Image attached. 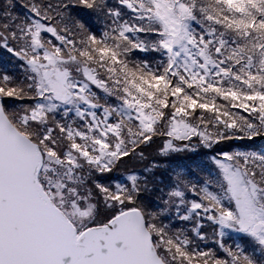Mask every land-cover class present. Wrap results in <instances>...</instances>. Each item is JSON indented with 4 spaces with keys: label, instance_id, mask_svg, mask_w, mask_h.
Segmentation results:
<instances>
[{
    "label": "snow or ice",
    "instance_id": "1",
    "mask_svg": "<svg viewBox=\"0 0 264 264\" xmlns=\"http://www.w3.org/2000/svg\"><path fill=\"white\" fill-rule=\"evenodd\" d=\"M19 7L0 0L19 68L0 66V264H264V150L220 147L264 140V0ZM156 140L165 159L207 150L216 171L197 185L177 164L148 208L157 162L111 174Z\"/></svg>",
    "mask_w": 264,
    "mask_h": 264
},
{
    "label": "rangeland",
    "instance_id": "2",
    "mask_svg": "<svg viewBox=\"0 0 264 264\" xmlns=\"http://www.w3.org/2000/svg\"><path fill=\"white\" fill-rule=\"evenodd\" d=\"M15 3V11L23 12L24 9L19 7V3H22L23 0H13ZM83 15V13L81 14ZM91 22L99 27V22L96 20L95 15L91 16ZM0 66H5L10 70L19 71L18 68V61L15 58L7 53L6 51H0ZM258 139V138H257ZM256 139V140H257ZM255 140V141H256ZM247 140L245 141H231L227 142L226 144L221 145L225 150L233 151V150H264L263 145L259 146H252L250 145ZM162 144L161 140H156L155 143L152 144L151 147H143L142 151H144L145 156L147 157L143 161H137L135 159L126 160L120 168H118L115 172L111 174L113 177V182H122L126 179V176L123 175L127 169H135L138 173H143L146 168H148L153 162L158 163V167L153 170L154 174H150L148 177L149 185L148 187L151 189L152 187H157L162 191L159 193L147 191L141 196V204L148 207V208H155L159 196L163 195L164 192L167 191L168 186L171 182L174 181V172L173 169L176 167L177 164L185 166L184 171L191 172L190 175L186 174L183 179L187 182L192 184L201 185L204 180L210 178V174H215V167L210 160V153L203 149L197 148L193 152H185V153H177L172 154L171 159H165L158 154V146ZM230 145V146H229ZM123 177L122 180L119 178ZM188 198H192V194H188ZM172 221V226L174 228H183V227H190V222H181L178 219H173L170 215L165 222ZM204 232L208 235V239L204 241H199L201 246L205 244L208 247L214 246V241L212 239L211 233L213 229L209 227L207 224L204 226ZM233 239H235V233H229ZM226 243H231L228 237H225Z\"/></svg>",
    "mask_w": 264,
    "mask_h": 264
},
{
    "label": "trees",
    "instance_id": "3",
    "mask_svg": "<svg viewBox=\"0 0 264 264\" xmlns=\"http://www.w3.org/2000/svg\"><path fill=\"white\" fill-rule=\"evenodd\" d=\"M231 142V141H230ZM249 143V142H248ZM247 143V144H248ZM250 145H252V146H261V145H263L264 146V140H262V139H260V138H258L256 141H254V142H252V143H249ZM211 154L212 153H210V156H211ZM124 174H126L127 175V172H125ZM126 175H123V177H125ZM123 177H121V178H119L120 180H122L123 179Z\"/></svg>",
    "mask_w": 264,
    "mask_h": 264
}]
</instances>
